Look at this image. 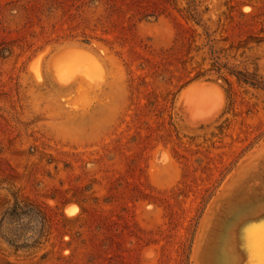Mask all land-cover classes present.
<instances>
[{
  "label": "rangeland",
  "instance_id": "obj_1",
  "mask_svg": "<svg viewBox=\"0 0 264 264\" xmlns=\"http://www.w3.org/2000/svg\"><path fill=\"white\" fill-rule=\"evenodd\" d=\"M0 264H264V0H0Z\"/></svg>",
  "mask_w": 264,
  "mask_h": 264
},
{
  "label": "bare ground",
  "instance_id": "obj_2",
  "mask_svg": "<svg viewBox=\"0 0 264 264\" xmlns=\"http://www.w3.org/2000/svg\"><path fill=\"white\" fill-rule=\"evenodd\" d=\"M65 55H67V57H62L60 55L57 62H52L53 66L58 67L55 69V73L61 83H66L77 78L83 79L81 82H84V80L90 81V83L96 82L100 80L105 73H103V68H101L90 54L84 53V56L75 54L73 56L72 50L71 52L66 50ZM70 82L68 83L70 84ZM58 85L63 86L62 84ZM218 91L219 90L212 84L196 82L190 84L181 92L179 106L182 109L185 121L189 125L209 122L218 113L221 106V96ZM161 157L162 161H166L164 155ZM75 207L76 206L67 207L65 209L66 214L73 215L77 211Z\"/></svg>",
  "mask_w": 264,
  "mask_h": 264
}]
</instances>
